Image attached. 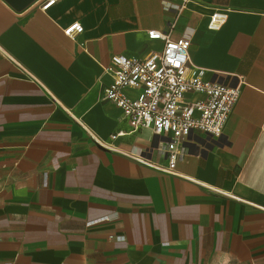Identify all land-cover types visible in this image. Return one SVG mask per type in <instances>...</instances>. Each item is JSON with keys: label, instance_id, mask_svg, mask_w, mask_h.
<instances>
[{"label": "crops", "instance_id": "1", "mask_svg": "<svg viewBox=\"0 0 264 264\" xmlns=\"http://www.w3.org/2000/svg\"><path fill=\"white\" fill-rule=\"evenodd\" d=\"M44 1L0 0V264H264V0ZM215 10L228 19L210 31ZM153 31L189 38L204 81L240 89L222 137L172 174L99 144L122 132V152L167 164L103 100L115 56L163 50Z\"/></svg>", "mask_w": 264, "mask_h": 264}, {"label": "built area", "instance_id": "2", "mask_svg": "<svg viewBox=\"0 0 264 264\" xmlns=\"http://www.w3.org/2000/svg\"><path fill=\"white\" fill-rule=\"evenodd\" d=\"M57 1L59 0H45L41 9L46 11ZM189 2L190 0H182L181 5L167 3L166 7L181 12ZM227 19L226 11L215 10L208 29L219 31ZM175 25V22L170 24V30ZM83 30L82 25L75 23L67 27L64 34L73 39ZM148 36L151 40L163 41V50L144 58L115 56L111 65L105 69L113 80L104 89L103 100L121 109L132 133L151 131L158 140L157 150L165 156L167 164L165 167L154 164L142 151L122 152L115 145L117 140L126 135L122 132L99 144L138 163L172 174L178 163L190 156L193 149L205 151L212 141L222 137L239 99L240 89L230 88L220 82L204 81L206 71L193 65L191 61L189 38L173 40L169 31H153ZM128 90L135 92L136 96L125 94ZM109 221L105 217L91 221L87 226H99ZM119 240L123 238L120 237Z\"/></svg>", "mask_w": 264, "mask_h": 264}, {"label": "water", "instance_id": "3", "mask_svg": "<svg viewBox=\"0 0 264 264\" xmlns=\"http://www.w3.org/2000/svg\"><path fill=\"white\" fill-rule=\"evenodd\" d=\"M9 5H11L15 10L22 11L30 6L36 0H5Z\"/></svg>", "mask_w": 264, "mask_h": 264}]
</instances>
